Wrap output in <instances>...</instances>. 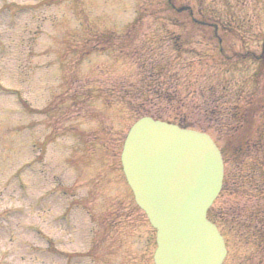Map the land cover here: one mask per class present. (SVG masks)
Wrapping results in <instances>:
<instances>
[{
  "label": "rangeland",
  "instance_id": "rangeland-1",
  "mask_svg": "<svg viewBox=\"0 0 264 264\" xmlns=\"http://www.w3.org/2000/svg\"><path fill=\"white\" fill-rule=\"evenodd\" d=\"M165 2L0 0V264H152L119 162L136 109L224 149V264H264V0L171 1L221 44Z\"/></svg>",
  "mask_w": 264,
  "mask_h": 264
},
{
  "label": "water",
  "instance_id": "water-1",
  "mask_svg": "<svg viewBox=\"0 0 264 264\" xmlns=\"http://www.w3.org/2000/svg\"><path fill=\"white\" fill-rule=\"evenodd\" d=\"M121 161L156 229L154 264H220L223 241L205 217L222 179L209 136L143 118L127 133Z\"/></svg>",
  "mask_w": 264,
  "mask_h": 264
},
{
  "label": "trees",
  "instance_id": "trees-1",
  "mask_svg": "<svg viewBox=\"0 0 264 264\" xmlns=\"http://www.w3.org/2000/svg\"><path fill=\"white\" fill-rule=\"evenodd\" d=\"M52 1H55V0H52ZM170 2H171L170 0H166L165 6H166L167 10L170 11V13L173 16H184L188 23L194 25L197 28H204L205 29L207 27H214L211 29H212L213 33L215 32V30H213V29L216 28V26H215L216 24L210 22L211 19L208 17V15H205V14H202L201 12H199V14H198L199 17H197V16L193 15V13L191 12V9L189 7H187V6L177 7L175 5H172ZM227 147H230V146H227ZM223 151H224V149H223ZM226 160L229 161L228 156H227ZM259 228L261 229V232H262L261 238H262L263 243H264V222H261L259 224Z\"/></svg>",
  "mask_w": 264,
  "mask_h": 264
}]
</instances>
